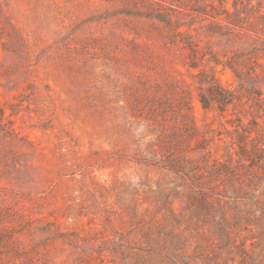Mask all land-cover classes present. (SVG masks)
Here are the masks:
<instances>
[{
	"label": "rangeland",
	"instance_id": "rangeland-1",
	"mask_svg": "<svg viewBox=\"0 0 264 264\" xmlns=\"http://www.w3.org/2000/svg\"><path fill=\"white\" fill-rule=\"evenodd\" d=\"M0 264H264V0H0Z\"/></svg>",
	"mask_w": 264,
	"mask_h": 264
},
{
	"label": "trees",
	"instance_id": "trees-1",
	"mask_svg": "<svg viewBox=\"0 0 264 264\" xmlns=\"http://www.w3.org/2000/svg\"><path fill=\"white\" fill-rule=\"evenodd\" d=\"M202 99H203V100H202V101H203V104L206 105V102H205V100H204V99H205L204 96H202Z\"/></svg>",
	"mask_w": 264,
	"mask_h": 264
}]
</instances>
